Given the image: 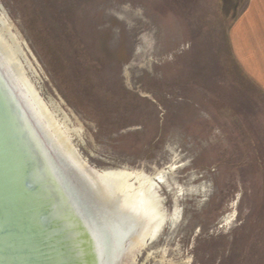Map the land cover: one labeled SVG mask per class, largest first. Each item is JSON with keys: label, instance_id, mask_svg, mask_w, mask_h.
Masks as SVG:
<instances>
[{"label": "rangeland", "instance_id": "obj_1", "mask_svg": "<svg viewBox=\"0 0 264 264\" xmlns=\"http://www.w3.org/2000/svg\"><path fill=\"white\" fill-rule=\"evenodd\" d=\"M246 1L0 0L38 109L93 175L158 196L123 264H264V92L228 41Z\"/></svg>", "mask_w": 264, "mask_h": 264}, {"label": "water", "instance_id": "obj_2", "mask_svg": "<svg viewBox=\"0 0 264 264\" xmlns=\"http://www.w3.org/2000/svg\"><path fill=\"white\" fill-rule=\"evenodd\" d=\"M79 181L0 61V264H116L118 235Z\"/></svg>", "mask_w": 264, "mask_h": 264}, {"label": "bare ground", "instance_id": "obj_3", "mask_svg": "<svg viewBox=\"0 0 264 264\" xmlns=\"http://www.w3.org/2000/svg\"><path fill=\"white\" fill-rule=\"evenodd\" d=\"M2 38L0 34V61L3 67L51 145L71 166L79 182L92 193L94 200L105 210L103 212L106 213L113 235H118V250H115L116 255L118 254L116 264H123L132 252L133 246L139 245L142 240L158 233L164 222L165 215L162 213L155 190L150 182L143 184L140 189L134 188L130 181L132 177L127 175V172V174L109 173L98 176L93 175L91 171L88 172L87 166L77 157L69 139L54 123L50 114L38 109L34 99L36 93L19 64L15 50ZM113 190L119 193L116 199L112 196ZM230 222L231 217L226 223Z\"/></svg>", "mask_w": 264, "mask_h": 264}, {"label": "crops", "instance_id": "obj_4", "mask_svg": "<svg viewBox=\"0 0 264 264\" xmlns=\"http://www.w3.org/2000/svg\"><path fill=\"white\" fill-rule=\"evenodd\" d=\"M228 41L247 80L264 92V0H247L233 20Z\"/></svg>", "mask_w": 264, "mask_h": 264}]
</instances>
